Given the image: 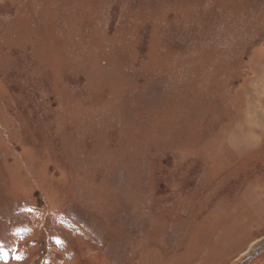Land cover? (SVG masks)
Instances as JSON below:
<instances>
[{"label": "rangeland", "instance_id": "rangeland-1", "mask_svg": "<svg viewBox=\"0 0 264 264\" xmlns=\"http://www.w3.org/2000/svg\"><path fill=\"white\" fill-rule=\"evenodd\" d=\"M0 264H264V0H0Z\"/></svg>", "mask_w": 264, "mask_h": 264}]
</instances>
